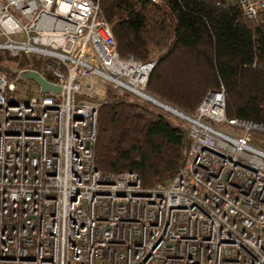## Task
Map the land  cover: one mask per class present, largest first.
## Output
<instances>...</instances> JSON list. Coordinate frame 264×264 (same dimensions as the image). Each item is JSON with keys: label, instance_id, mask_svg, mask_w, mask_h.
<instances>
[{"label": "built area", "instance_id": "2783aa9c", "mask_svg": "<svg viewBox=\"0 0 264 264\" xmlns=\"http://www.w3.org/2000/svg\"><path fill=\"white\" fill-rule=\"evenodd\" d=\"M0 49L45 57L60 88L19 94L0 69V264H264V122L227 117L222 87L186 120L176 173L144 188L95 165L99 102L141 95L154 63L118 54L96 0H0Z\"/></svg>", "mask_w": 264, "mask_h": 264}, {"label": "trees", "instance_id": "16d2710c", "mask_svg": "<svg viewBox=\"0 0 264 264\" xmlns=\"http://www.w3.org/2000/svg\"><path fill=\"white\" fill-rule=\"evenodd\" d=\"M96 1L118 54L154 60L145 92L192 115L208 90L222 87L227 117L264 122V11L248 17L230 0ZM5 57H11L6 50L0 69L10 79L12 68L51 79L41 55L19 53L13 66ZM117 92L108 90L97 108L96 167L133 171L144 188L168 181L189 145L186 121L167 118L125 89Z\"/></svg>", "mask_w": 264, "mask_h": 264}, {"label": "rangeland", "instance_id": "374dc122", "mask_svg": "<svg viewBox=\"0 0 264 264\" xmlns=\"http://www.w3.org/2000/svg\"><path fill=\"white\" fill-rule=\"evenodd\" d=\"M157 2H159L161 4L160 0H157ZM163 8L168 14V10L166 9V7L163 6ZM0 52L4 53L5 49H0ZM3 62L8 64L9 66H13L15 63V59L12 56L11 57H5L3 59ZM13 81L15 82V86H16L15 88L18 90L17 92L19 94H22L24 92H33V91H36L38 89L37 83L29 77H20L19 75L14 73ZM114 92L118 93L117 91H114ZM129 93H130L129 96L131 99L137 100V101L143 103L144 105H146L150 108H153L155 110L157 109V110L161 111V113L164 114L167 118H169L175 122H182V120H185L180 115L176 114L177 113L176 111H173L170 107L164 105L161 102H157V100L152 101L151 99H146V98H144V96H142L136 92H129ZM223 128L228 129L226 126H223ZM252 136H253L252 143L264 145V132L254 131Z\"/></svg>", "mask_w": 264, "mask_h": 264}, {"label": "water", "instance_id": "95a60500", "mask_svg": "<svg viewBox=\"0 0 264 264\" xmlns=\"http://www.w3.org/2000/svg\"><path fill=\"white\" fill-rule=\"evenodd\" d=\"M155 1V0H153ZM11 71L13 73H16L17 75H19L20 77H29L32 80H34L37 85H38V89L41 92H46V91H52V92H58L59 91V86L53 84L52 82H50L49 80H47L44 76H42L38 71L33 70V69H17V68H12ZM141 95L143 96H149L150 98H154L155 100H157V102H161L164 105L170 107L172 110L176 111L178 115H180L182 118H184L185 120H188L189 118H191V115L155 98L154 96L148 94L145 91L141 92Z\"/></svg>", "mask_w": 264, "mask_h": 264}, {"label": "bare ground", "instance_id": "6f19581e", "mask_svg": "<svg viewBox=\"0 0 264 264\" xmlns=\"http://www.w3.org/2000/svg\"><path fill=\"white\" fill-rule=\"evenodd\" d=\"M144 96V95H143ZM144 98H146V99H151L152 101H154L155 99L154 98H150L149 96H144ZM156 101V100H155ZM172 111V110H171ZM174 111V110H173ZM172 111V112H173ZM177 114V113H176Z\"/></svg>", "mask_w": 264, "mask_h": 264}]
</instances>
